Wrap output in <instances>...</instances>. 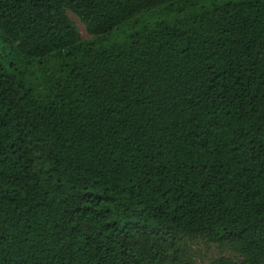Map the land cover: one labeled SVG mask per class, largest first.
I'll list each match as a JSON object with an SVG mask.
<instances>
[{
	"label": "trees",
	"instance_id": "1",
	"mask_svg": "<svg viewBox=\"0 0 264 264\" xmlns=\"http://www.w3.org/2000/svg\"><path fill=\"white\" fill-rule=\"evenodd\" d=\"M197 241L264 264V0H0V264Z\"/></svg>",
	"mask_w": 264,
	"mask_h": 264
},
{
	"label": "rangeland",
	"instance_id": "2",
	"mask_svg": "<svg viewBox=\"0 0 264 264\" xmlns=\"http://www.w3.org/2000/svg\"><path fill=\"white\" fill-rule=\"evenodd\" d=\"M69 18L76 25L79 34L83 40L89 39V36L84 31L83 26L78 22V20L71 14H68ZM192 257L197 260L199 264H210L211 261L218 259L221 256H228L227 251H220L216 247H209L205 245L202 241H197L191 244Z\"/></svg>",
	"mask_w": 264,
	"mask_h": 264
}]
</instances>
